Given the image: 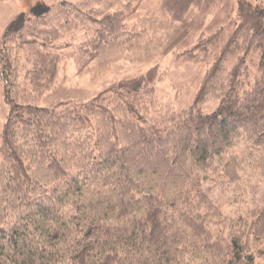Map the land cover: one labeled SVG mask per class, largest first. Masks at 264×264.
Returning <instances> with one entry per match:
<instances>
[{
    "label": "trees",
    "instance_id": "1",
    "mask_svg": "<svg viewBox=\"0 0 264 264\" xmlns=\"http://www.w3.org/2000/svg\"><path fill=\"white\" fill-rule=\"evenodd\" d=\"M138 2L63 1L0 39V264H264V0H237L223 45L221 29L181 54L214 55L187 109L157 98L159 67L38 104L61 55L98 75L153 48L158 15L126 22Z\"/></svg>",
    "mask_w": 264,
    "mask_h": 264
},
{
    "label": "rangeland",
    "instance_id": "2",
    "mask_svg": "<svg viewBox=\"0 0 264 264\" xmlns=\"http://www.w3.org/2000/svg\"><path fill=\"white\" fill-rule=\"evenodd\" d=\"M63 1L78 3L81 0H0V39L18 18H32L47 8H55ZM237 3V0H139L126 22L133 26L141 18L158 15L161 20L157 23L154 35L158 41L153 44V48H143L140 57L121 59L110 70L98 75L79 73L71 59L61 55L57 83L45 92L38 104L46 107L56 101L84 102L113 83L140 76L151 68L159 67L165 76L157 82L155 88L162 105L176 112L191 107L214 55L209 54L207 59L196 61L185 60L180 56L201 37L215 34L221 29L224 32L220 45H223L229 35L230 23L237 15ZM121 5L117 4L113 10L119 9ZM150 34L153 35V32L150 31ZM259 58L258 53L249 58L252 73L257 70ZM217 105V101H210L201 108L211 113ZM7 114L8 107L0 81V145ZM215 196L225 212L241 211L249 205H229V195ZM260 203L264 206V194Z\"/></svg>",
    "mask_w": 264,
    "mask_h": 264
}]
</instances>
